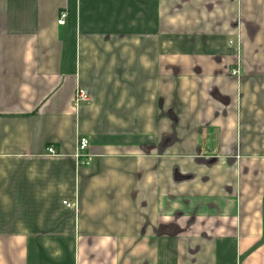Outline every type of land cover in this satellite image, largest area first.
Here are the masks:
<instances>
[{"label": "crops", "instance_id": "0c3cea01", "mask_svg": "<svg viewBox=\"0 0 264 264\" xmlns=\"http://www.w3.org/2000/svg\"><path fill=\"white\" fill-rule=\"evenodd\" d=\"M0 264H264V0H0Z\"/></svg>", "mask_w": 264, "mask_h": 264}, {"label": "built area", "instance_id": "2783aa9c", "mask_svg": "<svg viewBox=\"0 0 264 264\" xmlns=\"http://www.w3.org/2000/svg\"><path fill=\"white\" fill-rule=\"evenodd\" d=\"M67 18H68V12L67 11L62 12L60 19L58 20V24L65 25ZM233 73L235 74L236 72L234 71ZM90 100H91L90 95L86 90L82 88L77 89L76 98H75L76 106H80L84 103H88L90 102ZM89 149H90L89 139L86 137H80L78 139V148H77V158L80 162V165H90L92 163L93 156L90 155ZM48 153L51 155H56V151L53 148H49ZM64 204L70 206V203L68 201H66Z\"/></svg>", "mask_w": 264, "mask_h": 264}]
</instances>
